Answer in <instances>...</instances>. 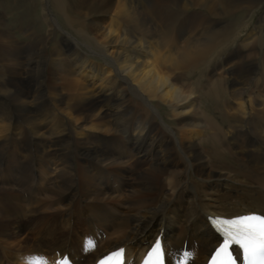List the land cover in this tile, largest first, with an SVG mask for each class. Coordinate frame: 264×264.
<instances>
[{
    "label": "bare ground",
    "instance_id": "bare-ground-1",
    "mask_svg": "<svg viewBox=\"0 0 264 264\" xmlns=\"http://www.w3.org/2000/svg\"><path fill=\"white\" fill-rule=\"evenodd\" d=\"M148 1L29 0V29L43 33L30 34L27 48L2 11L23 2L0 0V153L14 148L23 170L0 183L30 193L42 180L28 215H64L40 214L27 230L38 242L37 221L61 220L68 240L80 228L78 246H57L73 264L122 244L140 253L159 229L167 264H179L183 241L187 264H198L196 252L216 240L207 215L264 214V16L251 28L264 0ZM235 17L237 30L227 23ZM51 170L56 176L44 179ZM12 192V201L0 194V243L20 229V221L2 223L13 216L6 207L26 214ZM6 247L15 251L7 264L49 255Z\"/></svg>",
    "mask_w": 264,
    "mask_h": 264
},
{
    "label": "rangeland",
    "instance_id": "rangeland-1",
    "mask_svg": "<svg viewBox=\"0 0 264 264\" xmlns=\"http://www.w3.org/2000/svg\"><path fill=\"white\" fill-rule=\"evenodd\" d=\"M22 2H23V6L24 7H21L22 9L24 8V10L22 11V9H18V10H16V9H13V7H11V8H9V9H6V10H2L3 11V14L6 16V21L7 22H9L11 25H15L16 23V25L14 26V27H17V31L19 32V34L21 35H18V38H19V41L21 42L22 41V43L24 44L23 46H25V47H27V48H29L28 47V44H29V42L31 41V39H30V37H29V35L30 34H34L33 36H36V35H40L41 33H43L42 31H43V28L42 29H40V27H38V28H36V29H34L33 28V31H32V29H29L30 27H31V25L30 24H33L34 23V19H32V18H35L34 16H35V13H34V11H32L33 9H32V7L29 5L28 6V4H29V0H21ZM155 1H157V0H153V2L155 3ZM162 1H168V0H162ZM149 3L150 2H152L151 0H149L148 1ZM168 3V2H167ZM9 4V6L11 5V3H8ZM7 4V5H8ZM170 4V3H169ZM262 6L259 8V10H258V12L257 13H255L253 16H252V20H251V28H253V27H255V26H258L259 24L258 23H260V24H262V21H260V20H258L259 18H261L262 16H264V2H262V4H261ZM2 9V8H1ZM0 9V10H1ZM2 11H0V12H2ZM7 11V12H6ZM22 11V12H21ZM11 12V13H10ZM26 12V13H25ZM6 13V14H5ZM8 13V14H7ZM18 13H19V15H21L22 16V19L21 20H19V17H21V16H19L18 15ZM262 13V14H261ZM25 15V16H24ZM32 15V16H31ZM27 16V17H26ZM26 17V18H25ZM31 18V19H30ZM106 18H107V20H106ZM105 18V20H106V22L108 21V17H106ZM13 22V23H12ZM241 22H243L242 20L239 22V20L235 17L234 19H231V20H228V24H230V26L231 27H233L232 29H234V30H237L238 28H239V25H240V23ZM29 23V24H28ZM223 24H224V22H223ZM236 24V25H235ZM26 25H27V27H26ZM189 25H190V23L189 22H187L186 23V26L189 28ZM18 26H19V28H18ZM238 27V28H237ZM264 28V27H263ZM63 29L64 30H67V29H65L64 27H63ZM37 30V31H36ZM23 31V32H22ZM39 31V32H38ZM68 31V30H67ZM25 32V33H24ZM36 32V33H35ZM68 32H70V33H72V35H73V37H76V34H74L72 31H68ZM32 38V37H31ZM27 48H25L24 49V52H28V50H26ZM82 48V47H81ZM86 47H83L82 48V50H88V49H85ZM234 48L232 47V49L230 48L228 51H229V53L233 50ZM0 51H1V48H0ZM227 54L228 53H226V55L225 56H227ZM260 55V54H259ZM224 56V57H225ZM224 57H222V58H224ZM95 61H97V59L95 58L94 59ZM235 60H238L237 58H235ZM223 62V59H220V62ZM222 65H224L223 67H221V65H220V67H221V69H220V71L222 72V73H224V69L226 68V69H228L227 68V66H226V64H222ZM194 82H196V83H200L199 85H201V81H197V77H195V78H193L192 79ZM244 79H242V81H243ZM247 83V85H250V87H252L251 89H253V87H254V82H246ZM245 83V84H246ZM201 102H202V108L203 109H207L208 111H209V113H210V111L211 110H213V108H214V106H213V104L210 102V101H208V100H206V99H204V98H202V100H201ZM210 115V114H209ZM225 143L227 144V146L230 148V151L232 152H234V156H237L236 158H238V159H240V160H242V162L243 163H247V162H245V159L240 155V153L237 151V149H236V151H234L235 149V147L234 146H232L230 143H229V139H225ZM226 146V145H225ZM8 149H6V150H3V152L2 153H0V169H2L3 170V172L2 173H0V180H2V181H6V178H5V176H11L13 179L15 178V176L17 177V180H19L20 179V172L21 171H23V170H21V168L19 169L18 168V163H19V159H18V157L17 158H15L14 157V155L16 154L15 153V149L14 148H12L11 149V151H7ZM29 154H28V156L29 157H31V155L33 154V152H28ZM235 153H237V154H235ZM2 155H4V157L2 156ZM239 156V157H238ZM21 159H22V157H21ZM11 160V161H10ZM81 163H82V160H76L75 161V168H79L78 166H81ZM20 164V163H19ZM21 164L22 165H27V163L25 162V161H22L21 162ZM246 166H248V163L246 164ZM220 168H217L216 170H219ZM54 172H55V174H54ZM56 173H57V171H53V170H51V171H49L48 172V174H47V176H45L44 177V179H50V178H54L55 176H56ZM257 173V172H256ZM39 177V176H38ZM40 178H41V176H40ZM35 182L33 183L32 182V185H31V190H30V193L27 191V190H25V189H22V188H20V187H18V186H16V184L17 183H12L13 184V186H11V185H9V184H7V185H1V183H0V189L1 190H3V191H0V194L1 195H3L4 196V198H6L7 200L6 201H12V199H11V194L13 193L12 191H16L18 194H20V192H19V190H23L25 193H27L29 196H31V191L33 190V184H35L34 186H35V188H36V186H38V183L40 184L41 183V181L42 180H40V182L38 181V179L36 178L35 180H34ZM15 182V181H14ZM76 185L79 187V183L77 182L76 183ZM15 187V188H14ZM2 188H4V189H2ZM80 188V187H79ZM6 190V191H5ZM9 190H10V194H8L9 193ZM5 191V192H4ZM21 195V194H20ZM10 196V197H9ZM9 206H7L6 207V212L7 213H9V214H12L13 216H11V218L9 219L8 218V216L7 215H5V217H4V219H3V217H2V223H8L7 225H9L10 223H16V224H18V222L20 221V229L19 228H17V229H15L14 228V231H15V234L12 236V237H10V238H7V240H9V241H7L6 240V242H1L0 243V262H1V260H4V261H7V260H11L10 259V252H12V253H14L15 251H10V249H8L6 246H11V248H14V247H12V246H26V247H31V248H37V250H46L45 252H47V253H49L50 251H51V249H57L58 251H60V248L59 247H57V246H78V244H79V241H80V235H81V233H82V231L80 230V228H75V229H73L72 228V235H71V238H70V240H68V238H67V235H65V233H64V236H63V233H62V231L65 229L64 227H62L61 225H60V221H59V223L58 224H56V223H49V225H45V226H42V228L40 227V225L42 224V223H40V222H38L37 221V225H36V227H34V229H31V230H36L37 231V233L40 235V240L39 241H41V242H37V240H36V238H34L33 237V235L32 234H29L28 233V231L26 230V229H28V228H30L31 227V224H32V222L35 220V218L37 217H39V219H40V214H43L44 212L43 211H40V212H38L36 215H28V218H27V220H25L24 219V217H22L19 213L21 212V210H18L20 207H17V206H15V205H11L9 208H8ZM14 207V208H13ZM16 207V208H15ZM31 207V206H30ZM58 212V215H60V218L64 215L63 213H59L60 212V210H54V211H52V212H48V213H44V214H48V215H54V214H56ZM57 215V214H56ZM18 216H20V217H18ZM49 217H51V219H53V216H49ZM70 217V216H69ZM79 217H82L81 215L79 216ZM69 219V218H68ZM77 219V217L75 216V220ZM10 220V221H9ZM12 220H14V221H12ZM44 221H46V219L44 220ZM81 225V224H80ZM41 228H39V227ZM73 227V226H72ZM61 229V230H60ZM66 230V229H65ZM64 230V231H65ZM20 236V237H19ZM75 238V239H74ZM14 239V240H13ZM18 239V240H17ZM68 240V241H67ZM11 241V242H10ZM48 241V242H47ZM58 241H60V243H58ZM76 241V242H75ZM64 243V244H63ZM70 243V244H69ZM13 244V245H12ZM17 244V245H16ZM195 245V244H194ZM23 248H25V247H23ZM59 248V249H58ZM50 249V250H49ZM49 250V251H48ZM37 253V252H36ZM51 253V252H50ZM49 253V254H50ZM61 253V252H60ZM69 254V257H70V259H71V254L70 253H68ZM39 256V255H38ZM40 257V256H39ZM95 257V256H94ZM94 257H93V259H94ZM83 260V259H82ZM81 260V261H82ZM92 261V260H91ZM91 261H90V263H91ZM6 264H7V262H6Z\"/></svg>",
    "mask_w": 264,
    "mask_h": 264
},
{
    "label": "snow or ice",
    "instance_id": "snow-or-ice-1",
    "mask_svg": "<svg viewBox=\"0 0 264 264\" xmlns=\"http://www.w3.org/2000/svg\"><path fill=\"white\" fill-rule=\"evenodd\" d=\"M213 223L222 234L223 242L216 249L211 264H236L234 253L230 251L232 245H238L242 250L245 264H264V215L249 214L232 219L216 218ZM88 247H91V241L88 242ZM166 255L162 242L157 239L143 264H165ZM191 256L192 253L184 252L179 264H187ZM30 259L34 264H47L44 257ZM99 264H125V249L119 248L106 255Z\"/></svg>",
    "mask_w": 264,
    "mask_h": 264
}]
</instances>
